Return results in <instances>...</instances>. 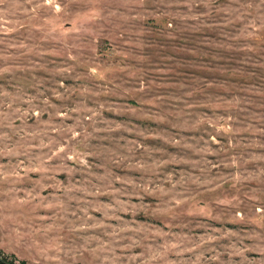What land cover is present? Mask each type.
<instances>
[{
    "label": "rangeland",
    "instance_id": "obj_1",
    "mask_svg": "<svg viewBox=\"0 0 264 264\" xmlns=\"http://www.w3.org/2000/svg\"><path fill=\"white\" fill-rule=\"evenodd\" d=\"M264 264V0H0V257Z\"/></svg>",
    "mask_w": 264,
    "mask_h": 264
},
{
    "label": "trees",
    "instance_id": "obj_2",
    "mask_svg": "<svg viewBox=\"0 0 264 264\" xmlns=\"http://www.w3.org/2000/svg\"><path fill=\"white\" fill-rule=\"evenodd\" d=\"M0 264H15V263L14 261L9 260L8 257L3 256V257H0ZM22 264L24 263L22 262Z\"/></svg>",
    "mask_w": 264,
    "mask_h": 264
}]
</instances>
